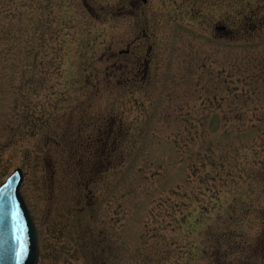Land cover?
Returning <instances> with one entry per match:
<instances>
[{
  "label": "rangeland",
  "instance_id": "1",
  "mask_svg": "<svg viewBox=\"0 0 264 264\" xmlns=\"http://www.w3.org/2000/svg\"><path fill=\"white\" fill-rule=\"evenodd\" d=\"M16 167L38 264H264V0H0Z\"/></svg>",
  "mask_w": 264,
  "mask_h": 264
},
{
  "label": "water",
  "instance_id": "2",
  "mask_svg": "<svg viewBox=\"0 0 264 264\" xmlns=\"http://www.w3.org/2000/svg\"><path fill=\"white\" fill-rule=\"evenodd\" d=\"M23 179L17 167L0 184V264H38V234L20 192Z\"/></svg>",
  "mask_w": 264,
  "mask_h": 264
},
{
  "label": "trees",
  "instance_id": "3",
  "mask_svg": "<svg viewBox=\"0 0 264 264\" xmlns=\"http://www.w3.org/2000/svg\"><path fill=\"white\" fill-rule=\"evenodd\" d=\"M6 33H7V36L5 37V35H4L3 38H4V39H7V40L11 39L10 32H6ZM82 176H83V175H82ZM84 179H85V178H84ZM262 231H264V229H262ZM223 234L226 235V237H229V236L227 235L226 232H224ZM236 247H237V246H234V249H235ZM230 249H231L230 252H232V250H233V246H231ZM238 250H239V249H237V248L235 249V251H238ZM228 253H229V252H228Z\"/></svg>",
  "mask_w": 264,
  "mask_h": 264
},
{
  "label": "flooded vegetation",
  "instance_id": "4",
  "mask_svg": "<svg viewBox=\"0 0 264 264\" xmlns=\"http://www.w3.org/2000/svg\"><path fill=\"white\" fill-rule=\"evenodd\" d=\"M143 1H146V0H143Z\"/></svg>",
  "mask_w": 264,
  "mask_h": 264
}]
</instances>
